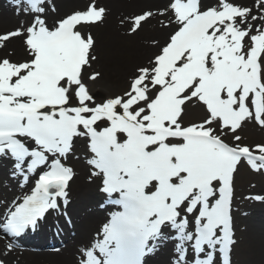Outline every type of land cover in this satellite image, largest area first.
I'll return each instance as SVG.
<instances>
[{
    "label": "snow or ice",
    "instance_id": "obj_1",
    "mask_svg": "<svg viewBox=\"0 0 264 264\" xmlns=\"http://www.w3.org/2000/svg\"><path fill=\"white\" fill-rule=\"evenodd\" d=\"M26 3L35 13L29 25L0 34V49L21 39L27 52L22 59L0 55V155L16 161L25 182L29 172L37 178L0 231L22 233L41 210L67 200L75 173L64 161L74 138L85 137L93 175L122 210L82 250L80 264H144L165 228L183 241L173 264L229 256L234 174L247 163L264 175V142L239 134L249 122L264 128V0H172L159 13L121 21L133 35L157 15L167 20L158 21L162 28L172 27L164 44L151 41L156 53L122 93L100 102L82 72L97 60L89 29L106 19V8L91 0L50 26L48 0ZM98 78L94 71L87 81ZM194 101L207 109L200 123L184 119ZM189 247L198 254L191 262ZM7 249L0 264H9L13 245Z\"/></svg>",
    "mask_w": 264,
    "mask_h": 264
},
{
    "label": "bare ground",
    "instance_id": "obj_2",
    "mask_svg": "<svg viewBox=\"0 0 264 264\" xmlns=\"http://www.w3.org/2000/svg\"><path fill=\"white\" fill-rule=\"evenodd\" d=\"M172 0H96L106 8V19L102 23L93 25L89 31L95 40V55L97 60L90 67H85L82 74L91 88H101L107 95L121 94L126 88L138 66L147 63L149 57L156 53L151 41L158 40L164 44L169 36V29H164L158 21L167 23L165 17L157 15L155 19L145 25L138 34H130L127 24L121 21H130L142 11L150 10L159 13L167 8ZM91 0H48L45 4L48 23L60 17L67 11H73L82 6H88ZM239 3L251 6L255 0H237ZM201 3H216V0H201ZM50 5H55V11ZM27 5L0 0V34L12 31L21 25L27 27L35 15ZM81 10V9H79ZM77 11V10H75ZM169 16L174 15L169 12ZM4 31V32H2ZM137 38V41L136 39ZM133 40V41H132ZM131 41V42H130ZM130 42V43H129ZM10 53L13 59L27 58V52L21 39H12L6 49H0V55ZM94 71L102 74V78L87 81V76ZM202 111L196 104L188 106L187 115H194ZM74 152L69 157V164L74 170V178L68 186L69 212L75 220L73 228L66 229L67 243L55 253L21 254L11 252L7 255L9 264H80L82 250L90 248L102 238L103 225L108 223L106 211L96 207L103 195L98 191L102 176H94L95 171L88 161L92 157L90 140L85 137L74 139ZM8 165L0 167V198H8L15 184L9 178ZM243 171H240V175ZM258 173V172H257ZM248 185L235 187L233 191L234 208L236 215V258L237 264H264V175ZM257 176V175H256ZM260 197L261 199H257ZM0 206V212H1ZM192 221V218H190ZM62 225L61 217L50 218L45 225L47 230ZM194 227V222L189 225ZM191 230V229H189ZM176 232L170 230L167 236L170 244L162 245V252L150 257L148 264H173L177 257V247L182 242L175 237ZM44 236V235H43ZM61 245L62 238L56 239ZM0 251L7 253L1 245ZM188 254V260L190 259Z\"/></svg>",
    "mask_w": 264,
    "mask_h": 264
},
{
    "label": "rangeland",
    "instance_id": "obj_3",
    "mask_svg": "<svg viewBox=\"0 0 264 264\" xmlns=\"http://www.w3.org/2000/svg\"><path fill=\"white\" fill-rule=\"evenodd\" d=\"M86 6H82L81 9H84ZM79 9V8H77ZM69 11H67L66 13H63L62 16H64L65 14H67ZM59 18V17H58ZM4 32V31H2ZM137 41V38H135ZM133 41V40H132ZM131 42V41H130ZM129 42V43H130ZM91 92L92 94L97 98V102H100L101 100H103L106 97H109L110 95H107L103 89L101 88H91ZM196 103L202 111L191 115L189 114L188 116H185L184 119L185 121H190L193 123H200L202 121V119L204 118L207 109L205 107V105H203L202 103H197V102H193ZM239 134L244 138L245 142L247 143H252L253 145L255 143L258 142H264V128H260L258 125H256L254 122H249L246 125L243 126V130L239 132ZM248 170V171H247ZM250 168L246 165H241L240 169L236 175V182H237V186H242V185H248V183L253 182L256 178H259L258 174L254 175L255 173H252L249 171ZM240 171H243V173L240 175ZM250 172V173H249Z\"/></svg>",
    "mask_w": 264,
    "mask_h": 264
}]
</instances>
